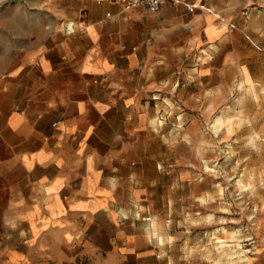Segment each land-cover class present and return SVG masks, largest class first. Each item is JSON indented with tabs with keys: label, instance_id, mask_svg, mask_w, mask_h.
<instances>
[{
	"label": "crops",
	"instance_id": "crops-1",
	"mask_svg": "<svg viewBox=\"0 0 264 264\" xmlns=\"http://www.w3.org/2000/svg\"><path fill=\"white\" fill-rule=\"evenodd\" d=\"M253 64L264 0H0V264H169L152 231L180 123Z\"/></svg>",
	"mask_w": 264,
	"mask_h": 264
},
{
	"label": "rangeland",
	"instance_id": "rangeland-1",
	"mask_svg": "<svg viewBox=\"0 0 264 264\" xmlns=\"http://www.w3.org/2000/svg\"><path fill=\"white\" fill-rule=\"evenodd\" d=\"M263 69L253 64L252 79L227 75V88L213 91L211 122L180 123V169L164 171L152 231L169 264L256 262L264 235Z\"/></svg>",
	"mask_w": 264,
	"mask_h": 264
},
{
	"label": "built area",
	"instance_id": "built-area-1",
	"mask_svg": "<svg viewBox=\"0 0 264 264\" xmlns=\"http://www.w3.org/2000/svg\"><path fill=\"white\" fill-rule=\"evenodd\" d=\"M120 3H123L126 7H133L136 5L143 4L147 7L148 10L152 12L159 11L162 6L169 0H116ZM180 0H174V2H179ZM190 10L194 9V5H188ZM146 221H152V216L150 214L144 216ZM167 222H170V219H167Z\"/></svg>",
	"mask_w": 264,
	"mask_h": 264
},
{
	"label": "bare ground",
	"instance_id": "bare-ground-1",
	"mask_svg": "<svg viewBox=\"0 0 264 264\" xmlns=\"http://www.w3.org/2000/svg\"><path fill=\"white\" fill-rule=\"evenodd\" d=\"M153 225V224H152ZM154 226V225H153ZM156 228V227H155Z\"/></svg>",
	"mask_w": 264,
	"mask_h": 264
}]
</instances>
